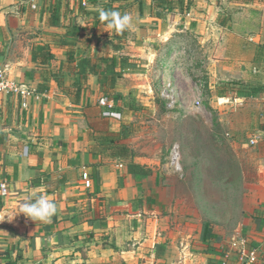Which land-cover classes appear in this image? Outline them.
Masks as SVG:
<instances>
[{
    "label": "crops",
    "instance_id": "obj_1",
    "mask_svg": "<svg viewBox=\"0 0 264 264\" xmlns=\"http://www.w3.org/2000/svg\"><path fill=\"white\" fill-rule=\"evenodd\" d=\"M107 2L97 5L103 8ZM109 4L113 11L125 8L123 14H130L138 26L136 46L118 54L141 60L144 70L117 79L114 93L120 97L115 102L98 98L97 78L89 75L75 102L69 90L74 77L64 68L70 48L61 44L68 27L89 36L90 41L77 42L74 51L77 58L93 61L103 53L91 41L99 38L107 45L119 35L96 24L90 18L93 13L84 15L78 0H63L58 26L49 24L52 0H0V69L40 95L21 110L17 97L0 94V134L5 136L0 143V182L9 189L6 198L0 197V264H220L222 252L236 238L256 248L257 264H264V159L242 193L237 233L227 239L225 229L202 221L195 206L176 192L156 147L149 153L130 131L135 117L156 109L154 92L162 82L153 86L148 76L154 45L170 48L184 33L198 39L202 50L213 47L214 56L208 58L211 88L217 77L242 82L230 84L234 89H220L227 96L213 97L217 106L229 100L244 106L248 117L237 127L229 125L235 134L226 136L246 135L249 141L258 136L255 145L264 155V0H181L163 12L151 0ZM223 18L226 24L220 26ZM123 37L126 42L125 31ZM39 46L49 49L50 62L42 64L34 57ZM248 66L254 75L249 83ZM252 89L260 90L250 95ZM100 99L109 105H100ZM249 102L254 104L251 109ZM238 136L232 141L236 146ZM132 164L147 173L128 172ZM83 168L92 180L89 190L82 186ZM41 195L57 208L50 223L19 214L22 203Z\"/></svg>",
    "mask_w": 264,
    "mask_h": 264
},
{
    "label": "rangeland",
    "instance_id": "obj_2",
    "mask_svg": "<svg viewBox=\"0 0 264 264\" xmlns=\"http://www.w3.org/2000/svg\"><path fill=\"white\" fill-rule=\"evenodd\" d=\"M115 11L123 14L125 8ZM126 33L128 37L123 48L127 47L125 51H129L128 47L136 46L138 26L133 25ZM97 40H92V43H97L92 45L105 54V41ZM230 41L239 42L235 39ZM208 46L202 50L198 39L184 33L178 34L170 48L162 43L154 45L155 57L148 72L149 81L153 86L162 81L171 82L175 103L167 106L168 100L155 89L156 109L153 108L151 114L145 112L143 116L135 117L130 122V131L134 133L137 144L147 147L149 153L156 147L170 172V183L175 185L176 192L186 203L195 206L201 220L209 226L211 223L212 226L219 225L218 228L225 229L226 238L231 239L237 233L235 226L240 220L237 217L242 209V193L247 192L256 177L257 167L264 155L257 145H250L248 136L235 135L240 141L238 146L232 143L235 136H226L228 132L235 134L230 126L237 127L249 113L244 106L231 103L232 100L217 106L214 97H225L227 94L220 89H234L230 84L241 81L237 83L217 77L213 80V88L210 87L208 58H213L214 51L211 45ZM204 49L207 53H204ZM248 67L247 83L254 76L253 67ZM162 70H165L164 74L160 73ZM199 84L204 85L203 89L200 90ZM198 95L201 96L199 108L194 105ZM253 105L252 102L248 103L250 109ZM174 145L178 146L180 152L178 171L170 164V152Z\"/></svg>",
    "mask_w": 264,
    "mask_h": 264
},
{
    "label": "trees",
    "instance_id": "obj_3",
    "mask_svg": "<svg viewBox=\"0 0 264 264\" xmlns=\"http://www.w3.org/2000/svg\"><path fill=\"white\" fill-rule=\"evenodd\" d=\"M101 0H93L89 7L84 8L80 6L83 14H92L90 18L95 21L96 24L104 26V22L99 19L100 10L113 11V7L109 4V0L105 3V7H100L97 5V2ZM152 6L158 8L161 12L165 10H170L172 8V3L174 1L180 2L181 0H151ZM238 3L249 4L254 1L261 0H233ZM63 0H52V5L48 9L50 12L49 24L50 26H58V21L60 17V9ZM91 12V13H89ZM226 18L219 19L218 24L224 26L226 24ZM118 37H113L108 40L106 44L111 46V49L105 54L96 57L95 61L87 56L76 57L74 46L77 42L87 43L89 42L88 36H83L80 32V29L76 26H69L64 39L61 41L62 45L68 46L70 48L69 52L66 54V64L65 70L68 74H72L74 77L72 86L70 87L71 94L75 98V102H78L80 99V94L85 90L84 84L89 75L96 76L99 84V94L98 98L105 97L107 99H112L114 102L120 97L118 94L114 93V86L117 79L121 78L123 74H141L143 72L142 62L139 59L130 58L128 56L119 55L118 52L122 50L125 42L124 37L118 34ZM60 42V41H59ZM35 58L39 60L40 63L45 64L50 62L53 59V55L49 52V49L46 46H39L37 51L33 52ZM56 80V83L59 84V79L53 77ZM46 89H42L41 92H44ZM260 89H252L251 94L258 92ZM46 92V91H45ZM5 140V136L0 134V143ZM128 172L135 175H145L147 173L146 169L141 166L132 164L128 166ZM35 184H38L37 180H34ZM46 190L49 188V184H45ZM54 188L58 187V182L51 185ZM224 252H222V257Z\"/></svg>",
    "mask_w": 264,
    "mask_h": 264
},
{
    "label": "built area",
    "instance_id": "obj_4",
    "mask_svg": "<svg viewBox=\"0 0 264 264\" xmlns=\"http://www.w3.org/2000/svg\"><path fill=\"white\" fill-rule=\"evenodd\" d=\"M93 0H78L79 5L87 8ZM34 8V7H33ZM204 85L199 84L200 90L203 89ZM173 93L172 83L169 81H162L160 86L161 97L168 100L167 106L174 105L175 99ZM0 94L13 95L19 99L21 110H27L30 103L34 100H40V95L25 85L18 84L13 80H10L3 69H0ZM107 99H100L99 104L102 106H108ZM196 107L201 106V96L198 95L194 101ZM259 137L254 136L250 139V145H255ZM170 164L175 170H180V152L177 145H174L170 152ZM82 186L85 190H89L92 187V180L85 168L82 169L80 174ZM9 194L8 185L5 182H0V197L6 198ZM231 251L234 255H231ZM258 250L247 244L244 239L236 238L230 244V249L224 252L222 261L220 264H257L259 261ZM234 261V262H233ZM233 262V263H232Z\"/></svg>",
    "mask_w": 264,
    "mask_h": 264
},
{
    "label": "clouds",
    "instance_id": "obj_5",
    "mask_svg": "<svg viewBox=\"0 0 264 264\" xmlns=\"http://www.w3.org/2000/svg\"><path fill=\"white\" fill-rule=\"evenodd\" d=\"M99 19L104 22L105 28L111 30L114 34H123L124 31L133 27L131 15L127 13L121 14L119 11L101 10ZM56 211V205L48 199L47 195H41L34 200L22 203L19 214H23L34 222L50 223Z\"/></svg>",
    "mask_w": 264,
    "mask_h": 264
}]
</instances>
